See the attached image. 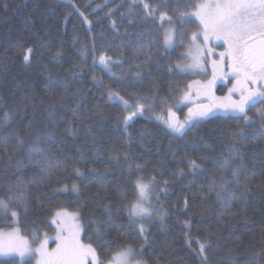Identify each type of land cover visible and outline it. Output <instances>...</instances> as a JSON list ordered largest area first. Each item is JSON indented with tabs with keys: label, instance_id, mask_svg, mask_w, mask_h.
Wrapping results in <instances>:
<instances>
[{
	"label": "trees",
	"instance_id": "trees-1",
	"mask_svg": "<svg viewBox=\"0 0 264 264\" xmlns=\"http://www.w3.org/2000/svg\"><path fill=\"white\" fill-rule=\"evenodd\" d=\"M184 2L179 0L180 12ZM130 3L0 0V199L23 181L19 192L28 204L25 209L14 202L0 213V229L17 225L31 240L34 233L42 238L54 213L64 209L79 213L82 241L105 261L143 243L138 259L146 264H202L199 244L205 243L207 264H264V127L215 115L176 134L151 118L174 109L187 89L190 75L176 65L196 29L190 25L183 46L177 38L174 48L164 47L162 30L153 44L159 19L143 20L142 7L130 13ZM176 6L177 0L165 5L179 26V13L171 11ZM101 56L112 61L111 71ZM108 88L126 99L147 97L136 103L154 111L125 126L130 113L110 101ZM247 112L258 120L262 104ZM240 129L243 137L234 138ZM43 156L59 166L43 171L37 163ZM153 178L166 187L157 207L163 219L143 223L141 236L127 209L136 203L137 180ZM103 205L116 221L111 227ZM11 211L18 213L17 223ZM98 225L110 244L96 239ZM0 264L33 263L9 257Z\"/></svg>",
	"mask_w": 264,
	"mask_h": 264
},
{
	"label": "snow or ice",
	"instance_id": "snow-or-ice-1",
	"mask_svg": "<svg viewBox=\"0 0 264 264\" xmlns=\"http://www.w3.org/2000/svg\"><path fill=\"white\" fill-rule=\"evenodd\" d=\"M168 0H162L161 4L153 6L147 0H131L129 5L130 13H135L136 8L142 7V12L139 15L143 20H151L153 23L159 19V28L155 30V35L152 38V43L157 44V37L160 31H163V46L170 47L179 38L183 46V39L188 36L191 30L190 25H194L195 31H191L189 37L188 53L185 58H191L190 64H177L176 67L181 72L199 69L201 72L207 73V59L205 53L210 56H215L213 47L209 44L213 40L222 42L220 46L225 48L224 51L219 52V59H213L212 78L205 84H199L205 95H209L213 100L212 104L207 106H197L195 110L189 109V115L183 123L165 120L167 126L176 132L182 129L192 128L202 118H207L214 108H224L226 111L231 110L236 113L246 123H251L247 115L246 109L257 103H264V0H185L182 7L186 9L180 12L181 5L177 0V6L171 11L179 13L176 20L179 26L173 21L171 15L168 14L169 9L165 7ZM159 13V17H157ZM168 25V27H165ZM33 49L29 48L28 52ZM29 56L25 55L24 60L28 61ZM95 63V60H94ZM100 63L111 71L109 65L112 63L110 59L104 56L100 57ZM227 68L228 71H224ZM171 71V69H170ZM231 76L235 81L231 88L228 89L226 97L217 99L211 96V89L218 77L228 78ZM191 87V85H189ZM238 94L239 99H233V95ZM110 98L115 97L123 105L124 110L130 114L124 118L125 126L137 115H142L144 112H153L151 104L145 106L144 104L136 103L147 97L132 95L125 99L119 93L109 90ZM184 99H187L185 93ZM132 101V102H130ZM164 103H167L165 99ZM163 110V109H162ZM168 115H173L172 109L168 108ZM159 119V117H157ZM261 127H264V112L260 113ZM243 129L234 132V138L243 137ZM49 139L54 140L51 133L46 134ZM264 136V134H262ZM33 151L39 153V148H34ZM233 155L237 154L238 150L231 149ZM243 159V157H241ZM43 171H47L53 167L59 166V163L53 164L50 157L43 156L37 162ZM191 166L195 169L198 167L195 161H191ZM229 161L225 159L224 165L227 166ZM79 172V170H76ZM137 171H140V166H137ZM233 176L237 177V172L233 170ZM238 178V177H237ZM247 179V177H246ZM43 183V181H41ZM17 183L15 187L8 189L9 197L7 200L0 199V213L7 214L12 203H19L25 209L28 208L26 200L19 192L20 184ZM155 178L145 184L137 181L135 189L138 192L136 203L132 204L127 209L128 220L130 225H135L137 219L139 221L151 220L153 215L159 216L163 219V212L154 206L145 207L144 201L148 200V194L156 186ZM73 185V190H75ZM215 190V186L210 184L208 191ZM223 190V189H221ZM248 191L245 185V193ZM217 197L221 196V192H216ZM244 195V193H242ZM99 204L100 201H97ZM106 211H109L108 224L109 227L116 224L115 219L111 216L107 205H103ZM162 207V206H161ZM13 218H18L16 211H11ZM81 217L75 213H68L61 209L57 211L51 223L55 225L56 235L54 240L57 242L56 248L51 251L48 250V243L52 237L47 233L41 239L38 234H33L31 243L19 235L18 229L3 234L0 233V255L17 254L23 259L26 256L35 258V264H106V261L100 257L97 248L91 243L85 244L81 240V232L83 231L80 223ZM93 223H97L95 219L91 218ZM106 231V230H105ZM145 232L144 224H139V233L143 236ZM144 243H147V237L144 236ZM96 239L104 240V243L110 244L106 236L100 231L99 225L96 228ZM35 244L37 246L33 247ZM144 244L140 245V249L136 250L131 245L122 248L116 252L108 260L107 264H146L142 259H137L142 256ZM102 251V250H101ZM206 251V244H199V253L202 257V264H207V257L204 255Z\"/></svg>",
	"mask_w": 264,
	"mask_h": 264
},
{
	"label": "rangeland",
	"instance_id": "rangeland-1",
	"mask_svg": "<svg viewBox=\"0 0 264 264\" xmlns=\"http://www.w3.org/2000/svg\"><path fill=\"white\" fill-rule=\"evenodd\" d=\"M66 1H68V0H66ZM85 22H86V26L90 27L89 20L85 19ZM165 27H168V25H165ZM188 44H189V42L185 45V47L183 49V52H182L183 59L181 61H179L177 64H190L192 62L191 58H185L187 56V53H188ZM221 44H222V42H218V41H215V40H213L212 43L209 44V47H213L214 48L216 55L215 56H210V55H207V53H205V57L204 58H206L207 61H208L207 64L205 65V67L207 68V73L201 72L199 69L189 70L187 72H182V73L190 75V78L188 80L187 89L178 98L177 106L174 109H172L173 115L171 117H169L168 111L166 113H156V112L151 113V112L146 111L142 115L150 116L152 114L150 116L151 118H153L155 120H158L161 123H163L170 131H172L173 133H176V134H182L187 127L185 129H182L180 132H176L173 129L169 128L164 121L168 120V119H171L172 121H178L179 123H183L185 121L186 117H188V115H189V109L190 108L195 110L197 106H207V105L213 103V100L210 98V96L209 95H205L203 90L199 87V84H197L195 82H199L200 84H205V83H207L208 80H210L212 78L211 61L213 59H219V55H218L219 52H222V51L225 50V48L223 46H220ZM175 45H176V42H174L172 46L167 47V48H174ZM224 71H228V69L225 68ZM234 82L235 81L233 80V78L231 76H229L226 79L218 77L216 79L214 85L212 86L211 96H214L218 100L221 99V98L226 97L227 94H228V89L232 87ZM189 85H191V87H189ZM218 89H220V91ZM109 90H111L113 92H116L113 89L108 88L106 90L107 95L109 93ZM116 93H118V92H116ZM185 93H187V99L183 98L185 96ZM121 96H123V95H121ZM108 97H109V95H108ZM109 99L112 102H118V103L122 104L115 97H113V98L109 97ZM233 99H239L238 94H234L233 95ZM257 104H262V112H264V103H257ZM254 106H256V104L252 105L251 107H254ZM247 110L248 109H246V111ZM215 115H223V116L234 115V116H238L236 113L232 112L231 110L226 111L224 108H214L213 112L210 113L207 118L215 116ZM247 115L249 116V118L251 120V123H258V124L261 125L260 117L258 118V120H255V119H251V116H250V114L248 112H247ZM157 117H159V119ZM207 118H202L199 121L205 120ZM138 180L143 182V183H145V184H148L149 181L152 180V179H149V180L138 179ZM165 190H166L165 185H161L159 182H157L155 188L152 191L149 192L148 200L143 202L144 206L145 207L154 206L155 208H157L160 194L164 193ZM66 211L68 213H70V214L75 213V214L79 215V213L77 211H71V210H66ZM53 216L50 219V223H51V220H52ZM153 217L155 218L156 215H153ZM153 217L151 219H153ZM13 219H14V222L17 223L18 218H13ZM137 221L139 223H141V222L145 223V222H148L150 220L139 221L137 219ZM80 223H81V221H80ZM13 229H18L19 235L21 237H23L24 239L28 240L31 243L32 240L30 238H28L26 235H24L21 232V229L17 225L14 226V227L7 228V229H0V233L7 234V233L13 231ZM45 233H47L49 237L53 238V239H51L49 241V243L47 245L48 250L51 251L52 249L56 248V244H57V242L54 240V237L56 235L55 225H53L51 223V228L44 231V233L42 235V238H43ZM81 240H82V232H81ZM32 246L35 247L37 245L33 244ZM9 257H16V258H19L20 260H23V261L24 260H31L32 263L35 264V258H33V257L26 256L23 259H21V257L19 255L14 254V253L13 254H8V255H0V259L1 258H9ZM137 259H138V257H137ZM107 262L108 261H106V264H107Z\"/></svg>",
	"mask_w": 264,
	"mask_h": 264
}]
</instances>
